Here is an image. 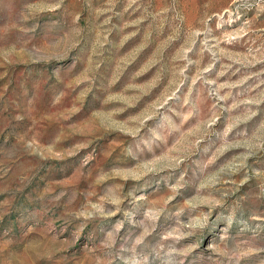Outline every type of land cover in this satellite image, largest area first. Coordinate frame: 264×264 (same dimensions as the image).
Here are the masks:
<instances>
[{
    "label": "rangeland",
    "instance_id": "rangeland-1",
    "mask_svg": "<svg viewBox=\"0 0 264 264\" xmlns=\"http://www.w3.org/2000/svg\"><path fill=\"white\" fill-rule=\"evenodd\" d=\"M0 264H264V0H0Z\"/></svg>",
    "mask_w": 264,
    "mask_h": 264
}]
</instances>
